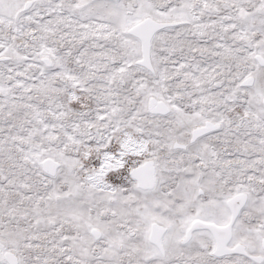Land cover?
I'll list each match as a JSON object with an SVG mask.
<instances>
[{
	"label": "snow or ice",
	"instance_id": "1",
	"mask_svg": "<svg viewBox=\"0 0 264 264\" xmlns=\"http://www.w3.org/2000/svg\"><path fill=\"white\" fill-rule=\"evenodd\" d=\"M0 264H264V0H0Z\"/></svg>",
	"mask_w": 264,
	"mask_h": 264
}]
</instances>
